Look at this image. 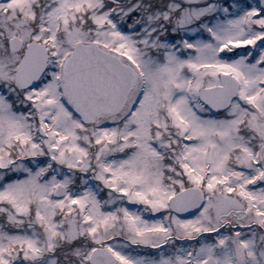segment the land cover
<instances>
[{
    "label": "snow or ice",
    "instance_id": "obj_1",
    "mask_svg": "<svg viewBox=\"0 0 264 264\" xmlns=\"http://www.w3.org/2000/svg\"><path fill=\"white\" fill-rule=\"evenodd\" d=\"M0 264H264V0H0Z\"/></svg>",
    "mask_w": 264,
    "mask_h": 264
}]
</instances>
